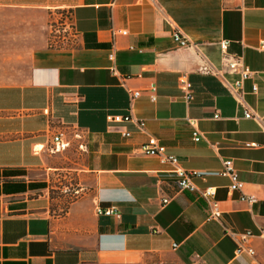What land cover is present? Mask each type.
I'll use <instances>...</instances> for the list:
<instances>
[{
	"label": "crops",
	"instance_id": "1",
	"mask_svg": "<svg viewBox=\"0 0 264 264\" xmlns=\"http://www.w3.org/2000/svg\"><path fill=\"white\" fill-rule=\"evenodd\" d=\"M61 16V28L73 29L53 47ZM176 30L218 66L228 42L254 73L244 89L261 121L199 72L200 52L175 43ZM262 43L264 0H0V264H264V238L245 244L251 257L228 234L264 226ZM129 90L141 92L131 108ZM128 109L146 133L108 121ZM59 134L71 141L63 152L53 150ZM150 137L203 174L198 188H216L222 224L181 190L172 165L141 151ZM229 159L240 191L219 175Z\"/></svg>",
	"mask_w": 264,
	"mask_h": 264
},
{
	"label": "built area",
	"instance_id": "2",
	"mask_svg": "<svg viewBox=\"0 0 264 264\" xmlns=\"http://www.w3.org/2000/svg\"><path fill=\"white\" fill-rule=\"evenodd\" d=\"M61 22H54L52 25V31L54 37L52 38L51 45L53 47H59V36L62 33H70L73 29L72 25H69L67 29L61 28ZM126 34L127 32H123ZM173 40L180 47L187 48H195L200 52L201 64L199 66V72L205 75H212L217 78L224 88L232 95L235 99L237 105L242 107L245 111L246 119H254L257 121H261V117L257 116L253 113L252 108L248 105L246 101L245 92V83L253 79V72L251 69L246 66L241 57L236 55H231L228 53V42H221V50L223 52V59L221 61V65H215L211 61H209L201 52L200 45L194 43L187 37H183L181 33L176 30L173 33ZM261 49L264 50V43L261 45ZM112 57V56H111ZM230 77H235L234 79ZM180 89L184 95V99L187 103H192L195 99V90L194 86L187 74H184L179 79ZM259 88L257 84L252 85V93L256 94ZM148 92L151 94L152 101L157 100L156 92L157 88L154 85H151L148 89ZM129 99L130 104L129 108L133 102L141 96L140 91H132L129 90ZM215 119H219V115L214 116ZM108 121L112 124H122V123H133L135 124L141 133H146V122L144 120L137 119L131 114L130 109L127 115H109ZM126 138L131 137V133L125 132L123 134ZM80 137V135H77ZM81 138V137H80ZM202 134L195 130L193 132V139L196 142H200L202 140ZM71 146V141L63 139L62 135L59 134L53 138V150L55 152H63L67 150ZM245 147H258L255 143H246ZM141 151L147 155L152 157H157L161 164L163 165H172L174 167V173L178 179L179 186L182 191L190 192L196 194L198 197L203 199L207 204V220L217 222L222 224L223 212L221 209L220 202L216 198V188H206L200 189L194 183V179L197 177H202L203 174L199 172H191L185 170L181 165L180 161L174 155H170L167 153V149L164 145L160 143V141L155 137H150L148 141L141 146ZM220 176L226 177L230 180L231 184L229 186L230 191H240L244 187V183L240 181L239 174L235 168L233 160H224L223 168L219 173ZM242 201H247L250 204H254L257 202V198L255 196H246L243 195L241 197ZM164 203H168V200H164ZM99 215H119L115 208H109L103 210L99 208L97 210ZM228 234L238 243V253L246 252L251 257L255 256V251L251 247H245V244L254 237L264 238V226L260 227L257 232L253 231H245L241 233L237 232H228Z\"/></svg>",
	"mask_w": 264,
	"mask_h": 264
},
{
	"label": "rangeland",
	"instance_id": "3",
	"mask_svg": "<svg viewBox=\"0 0 264 264\" xmlns=\"http://www.w3.org/2000/svg\"><path fill=\"white\" fill-rule=\"evenodd\" d=\"M63 18H64V17H62V16H61V17H58V19H59L60 22H61V19H63Z\"/></svg>",
	"mask_w": 264,
	"mask_h": 264
},
{
	"label": "trees",
	"instance_id": "4",
	"mask_svg": "<svg viewBox=\"0 0 264 264\" xmlns=\"http://www.w3.org/2000/svg\"><path fill=\"white\" fill-rule=\"evenodd\" d=\"M129 110V109H128Z\"/></svg>",
	"mask_w": 264,
	"mask_h": 264
}]
</instances>
